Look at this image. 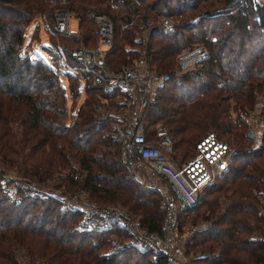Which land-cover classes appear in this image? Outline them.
Masks as SVG:
<instances>
[{"label":"trees","instance_id":"1","mask_svg":"<svg viewBox=\"0 0 264 264\" xmlns=\"http://www.w3.org/2000/svg\"><path fill=\"white\" fill-rule=\"evenodd\" d=\"M40 1L45 2L0 0V160L3 164L23 163L22 172L27 175L44 176L51 168L64 169L61 177L67 186H79L99 202L118 201L148 230H157L162 208L156 192L131 179L119 161L117 144L111 140L114 120L107 110L121 108L118 96L113 98L116 92L103 93L89 81L79 86L72 75L66 74L70 80L68 93L73 99L82 93V99L76 106L74 101L64 105L65 89L59 83L56 66L59 52H50V58L44 61L21 50L24 26L39 10ZM230 1L111 0L122 10V26L117 24L124 26L125 32L118 38L126 41L127 48L116 44L118 28L112 23L113 44L104 64L117 69L135 55L139 41L134 36L139 27L132 16L159 12L180 16L182 23L170 32L161 31L154 19L155 27L145 45L153 69L163 79L146 108L144 133L148 139L159 121L173 138V147H187L192 130L201 125L226 135L235 151L222 172V183L206 185L201 190L203 199L200 193L195 204L179 211L178 224L186 210L201 204L207 208L203 219L208 224L194 228L189 235L187 242L197 248L198 254L192 261L264 264V215L259 211V194L264 190V131L262 145L251 146L239 117L232 120L228 116L227 103L231 98L234 108L244 111L251 105L253 89L264 92V2L244 0L228 12ZM160 3L163 6L159 9ZM86 10L85 15L90 17ZM78 17L81 20L83 16ZM109 17L114 22V15L109 13ZM182 30L188 32L187 38ZM91 33L85 32V38ZM185 41L201 42L206 56L193 68L178 71L174 56ZM67 50L62 48L65 55ZM189 113L195 118L188 119ZM192 154L193 150L181 159L172 153L170 159L178 165ZM79 171L83 173L81 178L73 179ZM211 193L213 197L206 199ZM57 206L50 198L20 193L12 198L0 186V264H14L11 251L22 245L31 256L36 254L47 264L162 263L161 258L151 260L148 254L131 248L104 253L100 246L107 242L108 233L77 230L76 214L63 213ZM93 235L96 238L91 240Z\"/></svg>","mask_w":264,"mask_h":264},{"label":"built area","instance_id":"2","mask_svg":"<svg viewBox=\"0 0 264 264\" xmlns=\"http://www.w3.org/2000/svg\"><path fill=\"white\" fill-rule=\"evenodd\" d=\"M231 1L234 3L239 0ZM55 13L54 30L66 31L67 13L62 9ZM91 15L98 23L95 47H73L65 55L62 48L55 44L51 52L57 50L60 54L56 58L60 75H72L79 86L89 81L98 85L103 93L116 92L122 112L112 125L111 140L117 144L119 161L129 176L142 187L155 189L158 193V203L162 208L158 229L148 230L118 204L93 202L80 197L79 191L68 194L63 193L62 187L60 190L44 189L35 181L26 180L22 183L16 179L15 185H12L20 190H10V193L14 196L20 193L31 198L54 199L61 212L76 214L77 230L106 231L110 253L131 248L138 253L148 254L151 260L161 258V264H195L184 251L178 214L183 207L195 204L201 190L226 169L231 148L215 132L208 131L194 142L192 156L175 165L170 159L171 144L168 138L160 136L151 143L144 133L145 111L157 85L145 44L155 27L152 19L157 21L161 31L166 32L176 26L174 17L161 12L132 16L138 22L136 39L139 47H135V55L129 62L117 69H110L104 64L102 56L113 44L112 21L110 17L108 21L101 13L91 12ZM205 56L203 44L195 43L178 53L175 63L181 71L189 70ZM263 125L259 120L245 131V136L254 147L261 144ZM82 174L79 171L72 178L79 179ZM157 177L164 181V186L154 183ZM259 211L264 215V190L259 194ZM21 261V264H47L41 259Z\"/></svg>","mask_w":264,"mask_h":264},{"label":"rangeland","instance_id":"3","mask_svg":"<svg viewBox=\"0 0 264 264\" xmlns=\"http://www.w3.org/2000/svg\"><path fill=\"white\" fill-rule=\"evenodd\" d=\"M44 1L45 2L40 1L39 5H38L39 10L37 12L33 13V15L28 19V22L25 24L24 29H23L22 40H21V50L24 53H26L28 56L40 57L44 61H47L50 58V52L52 51L51 48H54L55 44L59 45L61 48H65L68 50L72 49L73 47H79V46L86 47V48L95 47L96 43H97L96 42V30H97L98 23H97V20H93L91 12L101 13L102 15H104L108 19V21H109V13L111 15H114V22L112 21V23H116V25H117L115 28L116 30L118 28V30L116 31L115 42H116V44L122 45L125 48H127L126 41H121L118 38L121 35H124V32H125L124 26L120 28V26H118V24H117V23H119L122 26V23L120 22L121 21L120 20V14H121L122 10L119 7L115 6L116 4L111 3V0H98V1H94V0H44ZM239 1L234 2V3H232V1H230L229 4L226 6L228 8V12L234 11L237 7H239V5L244 0H239ZM250 1L252 3L264 2V0H250ZM55 6H59V7L53 8ZM159 6H160L159 9H160L163 5H161V3H160ZM59 9L65 10V12L68 15V17H67V22H68L67 30L64 32L63 31H61V32H63L65 35H67L69 37L75 38L74 40H69L67 37H63V35H61L60 32L54 30V19H55V14H56L55 12ZM85 9L89 10L90 17L88 15H85V13H84ZM146 14L150 15L151 13H146ZM79 15L83 16V17H81V20H79L80 19L78 17ZM195 18L196 17L194 16L192 19H195ZM174 19H175V21H177L178 24L182 23V20H180L181 18L178 14L175 15ZM152 21L154 22L153 19H152ZM90 31L92 32L91 35L87 36L85 38V36H86L85 32L89 33ZM170 31L171 30H169L167 32H170ZM93 33H94V35H93ZM187 34H188L187 31L182 30L183 37L187 38ZM131 36L133 37V34ZM136 36L137 35L134 36L135 39H136ZM149 39H150V36L147 38V41ZM195 43H201V42H199V41H196V42L185 41V46H183L178 51V53L184 51L185 49H187L188 47H190L191 45H193ZM83 45H86V46H83ZM89 45H91V46H89ZM137 47H139V45ZM106 52L103 53V56H102L103 60L106 58L105 57ZM178 53H176V55ZM133 56H134V53L131 55L130 58H128L129 61L131 60V58ZM241 57H243V54L241 55ZM110 69H112V68H110ZM176 70L181 71L178 67ZM154 71H156V70H154ZM155 75H156V83H157L156 88H157L162 82L163 75L160 73H157V72H155ZM69 82H70V80L68 79V76L63 75L61 73V75L59 77V83L65 89V91H64L65 92L64 105H69V104L73 103V101H74V106H76L79 104L78 102H80L82 99V93L80 95H77L75 97V99H73V97H71L70 93H68V91H67V87H68ZM156 88H155V90H156ZM113 98L117 99V96L114 95ZM102 101H105V100H102ZM227 103H228V114H229L228 116L231 117L232 120L239 117V120H241L243 123V129L242 130L244 132L248 128L253 126L255 123H257V121H259V120H260L261 124H264V92L253 89V99H252L251 105L249 108H246L244 111L243 110H241L240 112L237 111L234 108V102L231 98H229L227 100ZM107 111L109 114L112 115L111 117L114 120L113 121V124H114V122L117 120V116L122 112V109L121 108H109ZM194 118H195V115L189 113L188 119H194ZM182 120L186 121L184 117H182ZM144 122H145V116H144ZM148 130H149V126L147 127V131ZM208 131L216 132L219 136H221L220 138L224 139L230 145V142H228V139H226V137H225L226 135L224 133H222V134L219 133L218 130L211 128V126L207 127L206 125H201L200 127L192 130V133H193L192 136L193 137H192L190 143L187 145V147H185L183 144H180L178 147H173L172 146L173 138H171V136L168 134V130L166 129V127L162 123H160L159 121H157L156 124L154 125V133L152 135H150L148 140L151 143H154V142H156L158 137L166 136L168 138V140L170 141V144H171V155H172V153H174L176 157H180L181 159H183L185 157H188L191 154V152L193 150L192 144H193V142H195L196 138H198L201 134L208 132ZM263 131H264V125H263ZM177 137H179V135L174 137V138L176 139ZM250 145L252 146L251 142H250ZM230 148H231V151H235L234 149H232L231 145H230ZM236 152H237V150H236ZM232 164L238 165L237 162H232ZM0 166L2 167V168H0L1 169V171H0L1 172L0 173V186L4 187L6 193L12 198L16 197V196H14L12 193H10V190H14V191L20 190V189L15 188L13 186V185H15L14 184L15 180L18 179L22 183L26 182V180H29V181H35L39 186H41V188H44V189L51 188V189H55V190H60V188L62 187L63 189L61 188V190L63 191V193H68V194H69V192H78L79 191L80 197L83 196L87 200L90 199V201L97 202V203H101V201H103V203H107V204H109V203L118 204L122 209L125 210V208L118 201L109 202L106 200L99 199L100 200V202H99V201H96V200H93L92 198H90V196L85 192V190L81 189L79 186H74V187L72 186L71 187V185L69 183L68 184L70 186L69 187L66 184H64V183H66V180L64 177H61V175H64L66 172V170H64V169L51 168V169H49V172L44 174V176L43 175L42 176H36V175H30V174L27 175L26 173L22 172L23 168L21 166H24V164L19 162V161H15V163H13V164H3V161L0 160ZM222 175L223 174L221 173L220 175L215 177L211 183L212 184L213 183L214 184L222 183V181H223ZM131 179L134 182H136L133 178H131ZM154 183H157L158 185H161V186H164V184H165L164 181L158 177L155 178ZM17 184H19V183H17ZM19 185H21V184H19ZM150 189L155 191V189H152V188H150ZM200 193H201L200 199H203V196L205 195V193L204 192H200ZM156 194H157L158 199H159V195L157 192H156ZM212 195H213V193L207 194L205 196V198L208 199L210 197V199H211L213 197ZM206 214H207V208H205L203 205L200 204L199 206L196 205V206L191 207L188 210H186L185 215H183L182 218L180 219L181 221L179 223L180 224L179 228H180V231L182 234L183 248H184V251L186 252V254L190 258L196 257L198 254L196 252L197 248L191 247L189 245V243L187 242L189 240V235H190L191 231L194 230V228L198 229L200 226L208 224V220L203 219V217ZM192 220H194V223H190ZM251 234H253V233H251ZM94 238H96V236H94V235L91 236V240H93ZM106 240H107V242L104 245L101 244L100 250L104 251V253H110V252H108L109 251L108 250V236H106ZM186 243H188V244H186ZM11 253H12L11 257L13 259L14 264H21L23 262L21 260H28V261L29 260L31 261L32 259H33V261L40 260V258H37L36 254L35 255L33 254L31 256L27 247H25L23 245L17 246L16 248H13ZM194 263L195 264H203V262H201V261L194 262ZM9 264H11L10 261H9Z\"/></svg>","mask_w":264,"mask_h":264},{"label":"water","instance_id":"4","mask_svg":"<svg viewBox=\"0 0 264 264\" xmlns=\"http://www.w3.org/2000/svg\"><path fill=\"white\" fill-rule=\"evenodd\" d=\"M81 85V84H80Z\"/></svg>","mask_w":264,"mask_h":264}]
</instances>
